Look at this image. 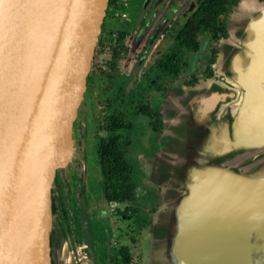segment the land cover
I'll return each mask as SVG.
<instances>
[{"label": "water", "instance_id": "water-1", "mask_svg": "<svg viewBox=\"0 0 264 264\" xmlns=\"http://www.w3.org/2000/svg\"><path fill=\"white\" fill-rule=\"evenodd\" d=\"M108 2L0 0V264H57L60 182ZM241 7L223 81L176 88L161 108L171 142L146 163L161 183L145 230L158 264L264 263V5ZM82 229L93 247L87 210Z\"/></svg>", "mask_w": 264, "mask_h": 264}, {"label": "rangeland", "instance_id": "rangeland-1", "mask_svg": "<svg viewBox=\"0 0 264 264\" xmlns=\"http://www.w3.org/2000/svg\"><path fill=\"white\" fill-rule=\"evenodd\" d=\"M144 0H118V2L127 7V4L133 7L132 20L124 26L125 36L123 37V43L126 49L123 51L121 58L118 62L119 68L112 71L110 75L105 72L106 62L110 59L111 53L105 47L103 50L98 51L99 46H97L93 61L91 64V70L86 81V91L84 97L78 109V117L76 125L74 128L73 136L75 141V161L73 164V171H78L82 175V167L87 162L89 174L93 176L88 179L86 183L83 174V178H80V188L75 189L73 184L68 185V180L65 177L62 182V195L66 203L72 197H77V207L81 208V197L84 195L85 185L88 184V189L93 191L95 176H96V141L98 136L105 135V132L101 129L100 125L103 120L104 105L108 97H115L110 110L119 112L122 111L129 101V98H143L149 102L156 101L161 104V108H165L166 99L172 96V92L175 89V85L186 83L188 80L195 76L200 81H223V75L218 72V60L220 51L223 45V38L218 41H213L210 39L209 35H203L200 37V49L197 52H190L187 54L186 61L187 66L182 68V71L177 79H161L156 80L157 85L165 87V90L169 87H174L171 90H161L156 88V85L152 84L153 71L155 65L160 56L168 49L169 45L172 43V38L165 37L162 32L157 33V17L156 12H152V7L148 4V8L141 7ZM150 2V1H149ZM147 3V2H146ZM192 4L195 1L191 2ZM264 5V0H236L235 4L229 6L228 12L221 17L226 26L233 30L240 29L246 22V15L249 7H241L243 5H254V4ZM186 4V3H185ZM182 2H178L175 6H170L165 12V24H168L170 20L177 19L178 16H182L184 12L180 13L179 10L185 5ZM190 4V3H189ZM188 4V5H189ZM252 4V5H251ZM126 11V10H125ZM109 11L106 13L103 22V31L99 36L100 39L105 43L108 30L112 29L121 35L124 28L121 24V18H123L122 13L118 15L111 14ZM180 13V14H179ZM106 30V31H105ZM123 35V34H122ZM106 45V44H105ZM214 49L217 53L214 54ZM137 67V68H136ZM213 69V75L206 78L208 68ZM205 78V79H204ZM142 87H146L145 91H142ZM243 96L247 97L246 92ZM238 102V101H237ZM240 103V102H238ZM245 104V102H244ZM127 107V106H126ZM133 110H127L130 114ZM234 110V107L233 109ZM252 134L253 136L257 134V127L254 123V111H252ZM134 127L129 132L128 130H123L124 133L131 135L132 139L142 146H148L152 142V135L154 134L151 130V119L146 115L139 114L137 116L130 115ZM220 127L208 126L206 131L211 132V134L218 133ZM217 130V131H216ZM241 136L247 135V130L245 124L242 123L241 131H239ZM162 138L164 136L160 135ZM157 139H161L158 135L155 136ZM163 140V139H162ZM164 149V148H163ZM255 152L264 151V143L258 147V150H253ZM138 153V151H136ZM251 153H243V156H237L235 159H242V157H248ZM132 157H130L131 159ZM263 158H259L261 161ZM263 161V160H262ZM79 167V168H78ZM244 168V167H242ZM89 174L87 177H89ZM70 178V177H69ZM136 180L139 182L137 171ZM158 187L161 183L157 184ZM69 187L71 190H69ZM161 187H159L158 192H160ZM151 191L147 193L148 198L144 203L140 204L142 222L146 221L147 214L150 217L158 210L160 194H157L156 209L152 210V197ZM138 193L143 195L144 190L138 189ZM96 199V198H95ZM92 199L88 205L94 209L96 206H100V202H96ZM65 204H59L57 207V264H92L91 252L87 248L84 242V236L82 231L79 230L78 221L70 215L66 217L62 215V208L65 207L69 210V206ZM87 205V206H88ZM128 205L127 203L120 204V209ZM79 215L81 211L79 210ZM98 215L99 219H106L109 221L111 226L112 235L115 239V245H126L130 248V252L135 259L140 264H158L162 260V256L154 258L153 252L151 250V239L146 235L145 232H139L135 225L130 220H124L119 213L108 214V212L98 211L94 214ZM148 227V226H147ZM146 227V228H147ZM145 229V228H144ZM143 229V230H144ZM99 230V229H98ZM216 264V263H211ZM229 264V263H227ZM264 264V263H259Z\"/></svg>", "mask_w": 264, "mask_h": 264}, {"label": "trees", "instance_id": "trees-1", "mask_svg": "<svg viewBox=\"0 0 264 264\" xmlns=\"http://www.w3.org/2000/svg\"><path fill=\"white\" fill-rule=\"evenodd\" d=\"M110 2L111 0H109ZM235 3L236 0L197 1L195 9L175 29L172 43L156 62L153 71L154 78L151 83L156 85L157 89L160 88V85H157L156 80L165 78L172 80L179 77L182 68L188 65L187 54L199 50L201 36L209 35L213 41L228 36L227 26L221 17L228 12L229 6ZM98 46V51L106 47L111 53L105 69V72L110 75L112 71L119 68L118 62L121 58L119 53L126 48L121 41L120 43L118 41L104 43L101 39L98 41ZM212 72V68L209 67L208 76L212 75ZM196 83H198L197 78L191 81L189 85ZM145 90L146 87H142V91ZM114 100L115 97L110 96L104 105L103 120L100 127L105 135L96 138L95 153L96 163L99 167V191L107 201L130 203L128 209L131 211V215H134L138 212V206L135 205V202L138 201V188L137 182L133 178L135 171L128 158L130 141L123 130L132 129L133 123L129 119L131 114L134 116L143 114L151 118L152 132L160 133L164 129V116L156 101L149 102L143 98H129L124 109L115 112L110 110ZM132 108L130 114L127 110ZM168 139L166 145L171 142V139ZM155 152L150 158L155 156ZM153 177H156L160 183L158 175L153 174ZM121 214L126 216V211ZM119 253L124 264H133L127 248L123 247Z\"/></svg>", "mask_w": 264, "mask_h": 264}, {"label": "flooded vegetation", "instance_id": "flooded-vegetation-1", "mask_svg": "<svg viewBox=\"0 0 264 264\" xmlns=\"http://www.w3.org/2000/svg\"><path fill=\"white\" fill-rule=\"evenodd\" d=\"M192 1H195V3L192 4L191 3ZM197 1L198 0H144L143 4H141V7L144 6V8L145 7L148 8V4L150 3L149 5L152 7L151 11L156 12L155 16L157 17V22H158L157 27H156L157 33L160 34L162 32L163 34H165L166 38L171 37L173 39L175 29L178 28L179 25L195 9V7L197 5ZM178 2H182L183 4L186 3L179 10L180 13L184 12L183 15L178 16L177 19L170 20V22H168V24L166 23V25L164 26L165 21H166L165 16H164L166 10L170 6L177 5ZM108 5L109 6H107L106 13H108L109 11L112 12L111 14L114 13V15H118V13H120V14L122 13L123 18H121V20H122L121 24H122L123 28H124V26H127V23H129L132 20V15H133V13H132L133 7L130 5V3H128L127 7H126L125 5L120 4L118 2V0H111L110 3L108 2ZM160 21H161V25L159 28V22ZM102 29H103V26H102ZM118 30L119 29H117L116 32L112 29L108 30L106 39H104V40H108V42L109 41L110 42H117L118 41L119 43L121 41V43L125 46V44L123 43V37L125 36V33L127 31L124 28L125 31H123V33H121V35H120L118 33ZM215 41H218V40H215ZM125 48H126V46H125ZM123 51L119 53L120 57L123 54ZM213 52H214V54H216L217 50L214 49ZM212 71H213V69H212ZM212 75H213V72H212ZM212 75L208 76V72H207L206 78L211 77ZM195 78H197V77L192 76V78L190 80H188L186 83L175 85L176 86L175 88L182 86V85H189L190 82L193 81ZM200 80L201 79L197 78V82H199ZM160 88H162L161 89L162 91L165 90L164 85L161 86ZM172 88H174V87H172V86L170 88L168 87L166 90H171ZM157 105H158V107H160V110H161V104L159 102H157ZM75 125H76V123H75ZM133 127H134V123H133ZM133 127H132V129H133ZM131 130H128V131L131 132ZM151 130H152V128H151ZM162 132H163V130L160 133H154L153 132L154 134L152 135V139H151L152 142L148 146H144V145L142 146V144L137 143L135 141V139H132L131 135L127 134L128 139L130 141V152H129L128 158H129L130 163L132 164L134 171H135L133 174V178L137 182V188L144 190L143 195L137 193L138 201L135 202V205L138 206V212L135 213L134 215H131V211L128 209L130 207V203L117 202V201H107L106 199L103 198V196L101 195V193L99 191V185H98V183H99V167L97 164H96L97 169H96V176H95V183H94L93 191H90L88 189V184L85 185L84 195H83V197H81L82 206L80 209H78V207H77V205H78L77 204V197H72L69 201V204L65 202V200L63 199L64 197L62 195V182H63L64 178L66 177L68 180L69 186H71L73 184L75 189H79L80 188V178H83V174H84L83 180H85V182L87 183L88 179L93 176L92 174H89L87 162L86 161L84 162L85 164L83 165V167L81 169L82 171H80V172H82V175H80L81 173H78V171L77 172L73 171V164H74V162H73L71 169L61 179L59 204H65L66 203V205L69 206V210H66L65 207L62 208V215L66 216V217L67 216L70 217V215H71L74 218V220L76 219L78 221L79 230L82 231L83 236H84V232L82 229V217L84 214V210H87L88 220H89L90 228H91V233H92V237L94 239L93 247L89 246L86 243L85 236H84V242H85L87 248L89 249V251L91 252L92 264H124V261L122 260V257L120 256V253H119V251L123 247L128 249L130 256H131V262L133 264H140L137 261H135V259L133 258L132 254L130 252V248L128 246H126V245H115L116 243H115V239L113 238L114 236L112 235L111 226L109 224V221H106V219H104L103 222L101 223L100 221H98L94 217V214L97 213L98 211H104L105 213L108 212V214H111V215L113 213L114 214L119 213L120 216L122 217V219L132 221V223L135 225L136 229L140 233H141V231H143L144 228H146V226H148V224L150 223V215L147 214L146 221L142 222L140 204L145 202V200L149 196V195H147V193L149 191H151L152 193L151 192L150 193H151V197H152V200H151L152 201V210H155L156 209L155 206H156V203L158 201L157 194L159 192H158V188H157L158 180L156 177L152 176V174L154 173V169L148 168L147 167L148 165L146 166V163L151 159L150 157L154 154L155 151L157 152V151L161 150V148H164L166 146V142L169 141L168 138H166V137L162 138L160 136L162 134ZM124 134H126V133H124ZM156 135H158L161 139L159 140V139L155 138ZM136 151H138V153ZM130 157H132V158L130 159ZM74 161H75V158H74ZM136 171H137L138 179L140 180L139 182L135 178ZM88 174H89V177H87ZM69 190H71L70 187H69ZM137 192H138V190H137ZM92 199H95L96 202L97 201L100 202V206H96L94 209H92V207H90L88 205V203L92 202L91 201ZM122 203H127L128 205H126L124 207V209L121 210L119 206ZM112 205H115V208H113ZM79 210L81 211V215H79ZM125 211H126V216H122L121 213L125 212Z\"/></svg>", "mask_w": 264, "mask_h": 264}, {"label": "crops", "instance_id": "crops-1", "mask_svg": "<svg viewBox=\"0 0 264 264\" xmlns=\"http://www.w3.org/2000/svg\"><path fill=\"white\" fill-rule=\"evenodd\" d=\"M161 135L163 136V135H164V133L162 132V134H161ZM164 137H166V136H164ZM166 138H167V137H166ZM165 148H167V145L164 147V149H165ZM162 149H163V148H161V150H159L158 152H161V151H162ZM157 188L159 189V187H158V186H157ZM94 217H95V218H96L98 221H100L101 223H102V222H103V220H104V219H99V218H98V215H95ZM95 218H94V219H95ZM94 219H93V220H94ZM150 222H151V217H150ZM149 224H150V223H149ZM149 224H148V225H149ZM146 227H147V226H146ZM145 230H146V228H145L143 231H141V232H145Z\"/></svg>", "mask_w": 264, "mask_h": 264}, {"label": "built area", "instance_id": "built-area-1", "mask_svg": "<svg viewBox=\"0 0 264 264\" xmlns=\"http://www.w3.org/2000/svg\"><path fill=\"white\" fill-rule=\"evenodd\" d=\"M113 206V208H115V205H112Z\"/></svg>", "mask_w": 264, "mask_h": 264}]
</instances>
